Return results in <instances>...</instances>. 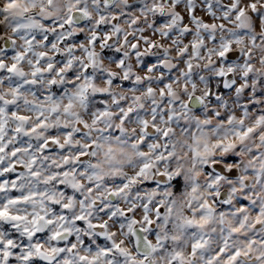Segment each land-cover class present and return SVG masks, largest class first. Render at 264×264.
Wrapping results in <instances>:
<instances>
[{
    "label": "clouds",
    "instance_id": "clouds-1",
    "mask_svg": "<svg viewBox=\"0 0 264 264\" xmlns=\"http://www.w3.org/2000/svg\"><path fill=\"white\" fill-rule=\"evenodd\" d=\"M0 264H264V0H0Z\"/></svg>",
    "mask_w": 264,
    "mask_h": 264
}]
</instances>
